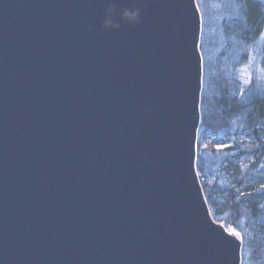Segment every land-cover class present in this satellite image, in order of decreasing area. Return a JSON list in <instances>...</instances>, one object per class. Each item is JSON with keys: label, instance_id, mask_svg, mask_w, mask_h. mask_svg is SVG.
<instances>
[{"label": "water", "instance_id": "95a60500", "mask_svg": "<svg viewBox=\"0 0 264 264\" xmlns=\"http://www.w3.org/2000/svg\"><path fill=\"white\" fill-rule=\"evenodd\" d=\"M201 31L196 0H0V264H242L196 166Z\"/></svg>", "mask_w": 264, "mask_h": 264}, {"label": "trees", "instance_id": "16d2710c", "mask_svg": "<svg viewBox=\"0 0 264 264\" xmlns=\"http://www.w3.org/2000/svg\"><path fill=\"white\" fill-rule=\"evenodd\" d=\"M231 3L237 17L224 27V35L253 44L264 27V2ZM202 100L197 171L205 198L216 219L242 233L252 263L264 264V87L242 93L236 81L218 75L209 98Z\"/></svg>", "mask_w": 264, "mask_h": 264}, {"label": "rangeland", "instance_id": "374dc122", "mask_svg": "<svg viewBox=\"0 0 264 264\" xmlns=\"http://www.w3.org/2000/svg\"><path fill=\"white\" fill-rule=\"evenodd\" d=\"M196 1L202 19L200 50L203 57V90L201 110L202 97L204 96L205 100L209 98L212 80L218 75L219 78L223 77L226 81H236L241 87L242 93L249 90L252 86L264 87V27L253 44L244 45L234 40L229 41L224 35L223 29L237 17L234 11L236 10V7H234L236 4L231 3L232 0ZM262 1L264 2V0ZM245 80L249 82L245 84ZM197 161L196 166L197 164L199 166L201 161L199 162L198 159V146ZM203 162L205 161L202 158V168L204 170ZM209 171V169L205 170V175ZM200 177L199 175V179ZM201 181L202 179H200V183ZM213 218L217 222H222L214 216ZM222 223L224 224V222ZM242 264H253L249 252L243 251Z\"/></svg>", "mask_w": 264, "mask_h": 264}, {"label": "snow or ice", "instance_id": "6c2138e0", "mask_svg": "<svg viewBox=\"0 0 264 264\" xmlns=\"http://www.w3.org/2000/svg\"><path fill=\"white\" fill-rule=\"evenodd\" d=\"M194 46L196 48H199L200 45L198 44H195L194 42ZM249 81L248 80H245V84H247ZM201 83H202V78H201ZM194 96H198V92L194 94ZM194 109L196 108H199V103H198V100L194 98ZM196 131V129H194V132ZM195 138V137H194ZM195 147V145H193V148ZM261 188L264 189V185H261ZM243 194V193H242ZM247 195H253L252 193H248ZM230 235H233V236H236V237H241L242 236V233L241 232H238L235 228L231 229L230 231Z\"/></svg>", "mask_w": 264, "mask_h": 264}, {"label": "bare ground", "instance_id": "6f19581e", "mask_svg": "<svg viewBox=\"0 0 264 264\" xmlns=\"http://www.w3.org/2000/svg\"><path fill=\"white\" fill-rule=\"evenodd\" d=\"M238 232H240V231H238ZM242 237H243V241H244V236L242 235ZM243 246H244V244H243ZM243 251H245V250H244V247H243V249H242V254H241L242 259H243Z\"/></svg>", "mask_w": 264, "mask_h": 264}, {"label": "clouds", "instance_id": "9594fccd", "mask_svg": "<svg viewBox=\"0 0 264 264\" xmlns=\"http://www.w3.org/2000/svg\"><path fill=\"white\" fill-rule=\"evenodd\" d=\"M126 15H129V14L126 13Z\"/></svg>", "mask_w": 264, "mask_h": 264}]
</instances>
